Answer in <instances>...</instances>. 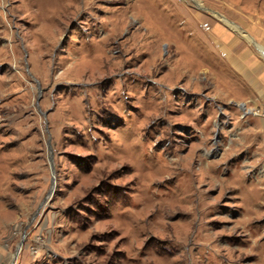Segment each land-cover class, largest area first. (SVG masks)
Listing matches in <instances>:
<instances>
[{
  "label": "rangeland",
  "instance_id": "rangeland-1",
  "mask_svg": "<svg viewBox=\"0 0 264 264\" xmlns=\"http://www.w3.org/2000/svg\"><path fill=\"white\" fill-rule=\"evenodd\" d=\"M195 1L0 0V264H259L183 72H219L212 28L252 42L264 0Z\"/></svg>",
  "mask_w": 264,
  "mask_h": 264
},
{
  "label": "crops",
  "instance_id": "crops-1",
  "mask_svg": "<svg viewBox=\"0 0 264 264\" xmlns=\"http://www.w3.org/2000/svg\"><path fill=\"white\" fill-rule=\"evenodd\" d=\"M212 34L210 39L221 52V57L215 60L219 72L211 69V65L193 72L187 59L183 72L185 92L190 90V94L199 95L207 105L212 107L213 104L217 108L215 114L211 111L210 116L202 119V125L211 123L214 126L211 136L200 132V142H197L202 150L200 172L204 174L203 181H207L203 185L209 183L213 196L225 197L227 201L233 198L240 206L248 200L253 208L249 220L262 222L264 115L256 113V110L264 108V27L250 29L252 42H242L220 26H214ZM205 78L211 81L209 87L200 82ZM219 104L222 108L224 104H231L223 108L224 116L221 117ZM201 108L206 110L205 105ZM222 192L224 196H220ZM225 198L221 199L224 205L227 202ZM242 211L237 215L240 219L244 209ZM258 230L261 232L256 231V234L264 235L263 225ZM254 237L249 234L246 240ZM258 259L259 264H264V255L258 254Z\"/></svg>",
  "mask_w": 264,
  "mask_h": 264
},
{
  "label": "water",
  "instance_id": "water-1",
  "mask_svg": "<svg viewBox=\"0 0 264 264\" xmlns=\"http://www.w3.org/2000/svg\"><path fill=\"white\" fill-rule=\"evenodd\" d=\"M193 2L198 6V7H200V8H203L200 4H198L195 0H193ZM203 9H205V8H203ZM207 9V8H206ZM210 11H212V10H210ZM212 12H214V11H212ZM219 16H221L222 17V15H220L219 14ZM37 86H38V93H40L41 92V89H40V84L37 82ZM240 108H241V106H240ZM43 114V116H45L46 117V114H47V111L46 112H44V113H42ZM45 122H47V121H45Z\"/></svg>",
  "mask_w": 264,
  "mask_h": 264
},
{
  "label": "built area",
  "instance_id": "built-area-1",
  "mask_svg": "<svg viewBox=\"0 0 264 264\" xmlns=\"http://www.w3.org/2000/svg\"><path fill=\"white\" fill-rule=\"evenodd\" d=\"M256 113H260V114H263L264 115V108L257 109L256 110Z\"/></svg>",
  "mask_w": 264,
  "mask_h": 264
},
{
  "label": "flooded vegetation",
  "instance_id": "flooded-vegetation-1",
  "mask_svg": "<svg viewBox=\"0 0 264 264\" xmlns=\"http://www.w3.org/2000/svg\"><path fill=\"white\" fill-rule=\"evenodd\" d=\"M227 197V196H226ZM224 207H226V205L222 204Z\"/></svg>",
  "mask_w": 264,
  "mask_h": 264
}]
</instances>
